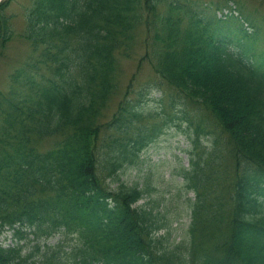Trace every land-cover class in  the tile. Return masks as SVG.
<instances>
[{"label":"trees","instance_id":"16d2710c","mask_svg":"<svg viewBox=\"0 0 264 264\" xmlns=\"http://www.w3.org/2000/svg\"><path fill=\"white\" fill-rule=\"evenodd\" d=\"M141 3L142 0H42L33 12L34 21L29 24V38L36 44L41 41L47 44L43 52L47 50L49 55L56 57L57 54L52 53L55 49L66 54L68 50L75 51L79 74L70 77L67 54L60 64L67 75L58 74V79L50 80L40 90L38 105L34 101L29 110L49 118L41 109L44 96L45 108L58 112L52 114L55 127L62 124L70 128L54 149L42 153L29 147L25 134L15 154L0 152V173L11 182L6 186L0 178V224L38 220L39 232L43 224L49 233L62 226L77 230L85 245L80 253L81 264L108 259L113 263L157 264L145 240L150 238V230L155 226L153 217L142 207H130L131 202L141 196L140 191L136 187L128 189L121 183L119 189L109 192L97 175L102 166L118 180L117 171L123 163L132 159L147 142L140 128L132 131L131 117L137 110L131 107L129 100L124 99L113 115L106 135H100L102 124L98 123L116 87L113 80L117 64L115 53L130 39L127 32L141 19ZM6 7L7 3L0 5V47L9 37ZM163 20L170 25L173 19L164 17ZM181 20L178 18L177 23ZM178 32V28L169 30L175 35ZM182 33L184 39L175 44L178 71L173 80L169 79L187 97L206 95L222 127L233 140L237 139L243 156L264 161V77L256 78L237 67L221 49L198 36L194 29ZM160 54L159 70L166 74L172 51L160 47ZM37 123L40 128L52 131L43 119ZM215 163L216 158L207 157L201 171L193 164L186 175V186L198 192L210 185L213 181L210 176L217 168ZM238 188V197L244 207L238 213L243 223L237 228L251 232L253 238L261 234L264 240V214L253 204L259 200L261 190L246 188L241 182ZM110 198L114 204L110 203ZM203 201L200 194L193 234L198 227ZM252 208L254 211L250 210ZM235 241L234 237L233 248ZM156 244L155 247L166 251L163 241L156 240ZM237 245L236 250L248 264H264L261 247L252 251L242 243L237 242ZM35 251L39 264H57L52 259L53 247L41 250L36 246L33 253ZM203 254L204 262L212 264L208 255ZM162 257L173 261L179 258L174 252L163 253ZM2 259L0 254V261ZM211 259L216 264L237 261L235 254H230L228 261Z\"/></svg>","mask_w":264,"mask_h":264},{"label":"rangeland","instance_id":"374dc122","mask_svg":"<svg viewBox=\"0 0 264 264\" xmlns=\"http://www.w3.org/2000/svg\"><path fill=\"white\" fill-rule=\"evenodd\" d=\"M29 0H16V4L13 7V12L15 17L12 19L13 27L17 32H21L25 27V19L23 16V11L25 6H27ZM211 1V0H209ZM216 1V0H215ZM256 17V16H254ZM259 21V19H258ZM259 25V24H256ZM250 28V27H249ZM254 28V27H253ZM251 29V28H250ZM253 30V29H251ZM264 31V30H263ZM138 36V40L136 42L135 51L140 50L142 48V40L140 39L142 31L139 30L136 32ZM27 50V59H25V51ZM27 60V61H26ZM26 61L27 65L33 64L31 68V72L37 73L40 76L42 73L48 74L44 69H39L35 67L36 60L29 57V47L26 41L21 39L20 37H16L9 45L8 49L5 52V55L0 57V89L6 90L9 89L8 84L6 82L7 75L12 69L20 66L22 62ZM126 62V72L128 74H132L136 70L137 62L135 60H128ZM29 70V69H28ZM126 73L127 79L129 75ZM155 77L153 76L151 69L148 66H144L141 74L138 76V79L135 83V89H145L147 85L155 82ZM163 90L159 93L154 92L153 94L145 95L144 97L139 98L137 96V100L139 98L142 100L140 103L146 104V108L156 107L159 105L155 98L161 97L165 89L167 92H171V89L163 86ZM161 121L160 116H153L152 118L144 119L141 123L147 126L153 125L155 122ZM172 124V123H171ZM173 126L172 129H174ZM171 130H168V126H165L158 135L159 140V149L150 148L148 151L149 161L145 162V168L142 172L138 173L137 169L130 168L127 173L124 175V179L131 183L136 179H140L143 183V180H147L151 183L150 191L152 193V198L157 201L156 210L162 213L160 220L164 221L167 225L175 220L180 218L183 222L188 221V218L185 216L186 210V197L190 196L192 193L187 194L186 196L178 193V187L174 184L173 181L169 180L172 178L171 175V166L169 165L170 161H172V165L176 164L172 153H178L179 149L176 148L178 144V139H181L180 144L184 142V139L180 136L174 137L170 136ZM184 164H187L186 157H183ZM152 163L153 173H148V163ZM164 177H161V174H164ZM173 225H176V222H173ZM165 229L163 230V232ZM11 241H7L6 244H9Z\"/></svg>","mask_w":264,"mask_h":264}]
</instances>
